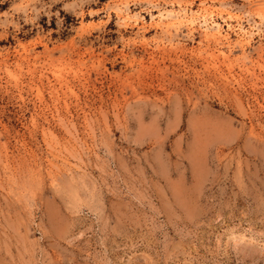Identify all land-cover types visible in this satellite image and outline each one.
I'll return each instance as SVG.
<instances>
[{
	"label": "rangeland",
	"instance_id": "374dc122",
	"mask_svg": "<svg viewBox=\"0 0 264 264\" xmlns=\"http://www.w3.org/2000/svg\"><path fill=\"white\" fill-rule=\"evenodd\" d=\"M0 264H264V0H0Z\"/></svg>",
	"mask_w": 264,
	"mask_h": 264
},
{
	"label": "bare ground",
	"instance_id": "6f19581e",
	"mask_svg": "<svg viewBox=\"0 0 264 264\" xmlns=\"http://www.w3.org/2000/svg\"><path fill=\"white\" fill-rule=\"evenodd\" d=\"M221 33V32H220ZM217 34V33H216Z\"/></svg>",
	"mask_w": 264,
	"mask_h": 264
}]
</instances>
